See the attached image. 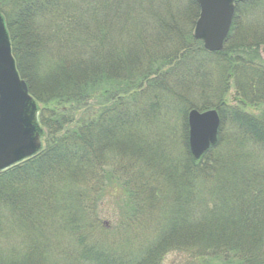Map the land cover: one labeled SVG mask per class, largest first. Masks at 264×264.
<instances>
[{"label": "trees", "instance_id": "1", "mask_svg": "<svg viewBox=\"0 0 264 264\" xmlns=\"http://www.w3.org/2000/svg\"><path fill=\"white\" fill-rule=\"evenodd\" d=\"M0 1V13L13 28L9 33L18 71L31 95L45 105L39 120L46 130V145L40 154L0 173L2 209L13 211L21 220L22 207L30 203V225L42 234L50 232L46 226L53 219L67 221L78 240L73 250L82 253L85 263L264 264V110L259 117L234 112L231 139L236 151L226 165L219 156V144L200 160L194 159L187 118L193 108H213L208 93L224 101L232 80L242 104L264 107V58L260 52L264 28L250 27L255 14L264 16V0L244 3L249 12L248 29L255 35L250 39L242 36L238 44L234 39L238 38L236 20L244 13L239 11L241 4L236 6L230 36L219 53H208L194 38L200 15L197 0L167 1L163 20L150 19L144 10L163 12L164 4L150 5L148 0ZM185 2L188 12L195 14L188 32L182 14ZM158 41L173 50L165 56L153 55L152 65L142 70V56L136 47L141 42L154 46ZM190 47L196 50L192 59L201 56V64H213L220 74L217 81L212 80L211 66L212 70L204 66L195 70L198 65L193 61L188 62V76L171 75L176 66L184 64L185 48ZM22 54H30L32 60L26 63V70L19 60ZM166 75L172 76L169 82L175 76L170 86L176 97L171 100V93L164 96L162 92ZM145 81L154 94L151 88L161 89H156L161 97L159 116H152V100L140 110ZM184 87L196 95L207 93L198 107L183 97ZM223 106L222 102L215 108L221 112ZM174 124L184 127L182 146L186 153L182 163L173 157ZM148 149L152 156L142 155ZM152 176L161 186L155 185ZM115 181L120 187L113 185ZM88 182L95 187L90 197L84 191ZM148 189L153 191L150 196ZM105 195L117 202L123 232L142 217L146 206L158 209L161 219L146 229L145 237L151 233L152 237L143 241L139 253L122 254L107 248L87 251L86 238L101 232L96 223L101 219L104 201L100 199ZM53 206L56 210L61 207L60 211H52ZM75 206L90 215V221H77ZM2 216L0 212V226L5 230ZM2 245L0 242V253ZM32 259L27 255L23 260ZM3 261L0 254V264H5Z\"/></svg>", "mask_w": 264, "mask_h": 264}, {"label": "rangeland", "instance_id": "2", "mask_svg": "<svg viewBox=\"0 0 264 264\" xmlns=\"http://www.w3.org/2000/svg\"><path fill=\"white\" fill-rule=\"evenodd\" d=\"M167 1L169 2V0H148L147 3L152 5L155 2H158L160 4H164V8H163V12L161 10H157L154 9H145L144 12L148 13V17L150 19H154V20H158V19H162V16H167V6L165 4L167 3ZM249 0H247L246 2V6H247V2ZM146 3V5H147ZM244 3H241V5L239 6V11H243L244 14H240V17L237 18L236 22H237V32L238 35H236L238 38L235 41V44L241 43V38H243L242 36L249 38V37H253L255 34L253 32V29H248V14L249 12L246 11V6L244 5ZM249 3V2H248ZM1 4V1H0ZM261 5L264 7V1L261 3ZM186 2L184 4V8L182 9L185 14L186 17H184L185 19V24H186V31H190V29L192 28L191 25L194 22V18L195 17L193 11H190L188 8V10L186 9ZM1 14V13H0ZM2 15V14H1ZM5 21V25L10 37V41H11V36H10V30L13 28H10V23L9 21L6 19V17H4V15H2ZM255 20L254 22L250 25V27L252 28H256L258 26H261L262 28H264V16H260L259 14H255ZM165 18V17H164ZM163 20V19H162ZM10 32V33H9ZM22 33V31H21ZM138 33V32H137ZM139 37H141L140 34H138ZM19 38L20 35L18 36ZM250 39V38H249ZM246 42V41H245ZM12 45V43H11ZM166 45H164L161 41H158L154 46H151L149 43H144L141 42L137 47H136V52L138 54H140L142 56V63H143V69H146L148 66L152 65L153 63V58H151L153 55L158 54L160 55L159 57H161V55H166L169 54L171 50H173L172 48H167L164 47ZM238 46V45H237ZM20 48V45L19 47ZM263 48L261 47V54L263 56ZM24 49V48H23ZM186 52L183 55L184 59V64L182 66H176V70L171 74H177L175 75L177 78H183L184 76L187 75L188 71H187V66L189 65L190 61H193L196 65L198 66H194L195 70L201 69L200 66H204L207 67L208 70H212L213 72L211 73V78L212 80H218V78L220 77V74H218V72L214 71V66L213 64L210 63V66L201 64L200 61L202 59L201 56H194V58L192 59L193 55H196L195 53V49L193 48H185ZM177 52L180 54V50L176 49ZM13 52V51H12ZM176 53V54H178ZM184 53V52H183ZM178 54V56L180 57V55ZM182 57V56H181ZM156 58V57H155ZM19 60L20 62H23V68L26 70V63H30L32 60H30V54H26V56H24V54L19 55ZM16 61V60H15ZM189 62V63H188ZM18 63V62H17ZM16 63L17 66V70H18V65ZM147 64V65H146ZM182 67H184L186 69L185 72H183ZM195 70H192V74H195ZM20 71V70H19ZM18 71V73H19ZM20 77L22 80H24L21 76V74L19 73ZM196 75V74H195ZM175 76L171 79V81L175 80ZM188 76V75H187ZM222 76V75H221ZM168 75L164 76V78H167ZM172 76H169L165 82L163 84H165V88L164 90H162V92H164V96L166 93H171V92H175V90H173V88H171L170 86V82L168 81ZM155 78L150 79L149 81H152ZM38 83H43L42 79L38 78L36 79ZM25 81V80H24ZM179 80H177L178 82ZM187 81V80H186ZM26 82V81H25ZM233 80L231 81V84L228 85L227 88V94H226V98L224 97V101H218L216 99H213V96L211 94H207L206 92H203L201 95H196L197 92H195L192 89H189L187 87H184L182 95L183 97L190 103H193V105H195L196 107L199 106V104H201L200 102H202L201 97L204 96V94H207L209 96L210 99V104L212 105V109H208L206 111H210V110H215L218 112L219 118H220V128H219V133H218V141L216 143L215 146H217L219 144V146L221 145V150L219 152V156L222 159V162L224 165H226V160L227 162H229L232 159V156H235V151H236V147L235 144H232V135L234 134L233 130H235L234 128V121L233 119H235L234 117V112H241V113H246L249 114L251 116H255V117H259L258 115L264 110L263 105H245L242 104L240 101L239 96L237 95V91L234 89V85H233ZM180 84L186 85L185 84V80H180ZM169 86V89L168 87ZM125 87V84H124ZM143 87H145V89L142 91L141 90L138 92L141 93L140 99H139V106H140V110L142 108H145L146 105L148 104V102L151 101V105H154V112L152 114V116H154L155 114L158 113L157 116L160 115V111L162 109L161 106V97L159 96V92L156 91V89H158L159 91L161 89L154 87L151 89H155V94L153 92V90H150L149 86H148V82L145 81L143 83ZM167 87V88H166ZM201 91V90H200ZM30 92V90H29ZM185 92V94H184ZM119 94V93H117ZM199 94V92H198ZM264 94V93H263ZM31 95V92H30ZM196 95V96H195ZM33 98L34 96L31 95ZM176 95H173L172 93L169 94V98L171 100V98H175ZM168 98V97H167ZM147 99V101H145ZM264 99V98H263ZM34 100L36 101V99L34 98ZM190 100V101H189ZM39 101V100H38ZM102 102V101H101ZM225 103V106L222 107L221 112L219 110H217L215 107H217L220 103ZM38 110H39V114H38V119L40 116V113L42 112V110L45 108L42 104H39L36 101ZM252 105V106H251ZM105 106L102 105L100 106V108H104ZM97 110H99V107L96 108ZM193 110H197L201 113L206 112V111H200L197 108H193L188 112V116L189 113ZM224 116V118H222L221 114ZM179 114V111H178ZM181 115V112H180ZM187 116V118H188ZM178 118V117H177ZM236 120V119H235ZM39 124H40V120H39ZM41 126V124H40ZM174 126H176V130H177V135L174 137V139H172V143L175 147L174 149V153H173V157L176 161L178 162H184V157L183 155H185L186 151H183V146H182V140L184 137V127L182 128L181 125H176L174 124ZM41 128L44 131V137H43V148H45L46 145V130L41 126ZM152 128V127H151ZM156 128V127H155ZM223 130V131H222ZM219 142V143H218ZM226 143H228L229 145L226 146ZM212 146L211 148L215 147ZM210 148V149H211ZM209 149V150H210ZM208 150V151H209ZM155 151V150H154ZM207 151V152H208ZM151 152H153V150H151ZM191 152V150H190ZM206 152V153H207ZM205 153V154H206ZM192 154V153H191ZM142 155H146V156H152L150 153V150H144ZM204 156V155H203ZM261 156V155H260ZM262 157V156H261ZM235 159V158H234ZM255 162L257 161L256 157H253ZM239 160V159H238ZM250 161H252L250 159ZM231 162V161H230ZM229 162V163H230ZM236 165V164H235ZM259 165V163H258ZM257 165V166H258ZM241 166V165H240ZM237 168L238 170H240V167ZM150 170H154V169H150ZM177 172L180 173V171L177 168ZM230 174H238V171H229ZM155 177H157L156 173H155ZM154 176H152L151 179H153L152 181L156 182L155 185L157 186H161L158 182L157 179ZM155 178V179H154ZM120 182V181H119ZM91 183H87V185L85 186V193H87V196L90 197V195H94V193L92 192L91 188H95L93 185H90ZM124 181H123V187H124ZM113 185H117L118 187H120V185H118V181L113 182ZM133 185H136V183H133ZM113 191V190H111ZM116 191V190H115ZM152 190L148 189L147 190V196H150V194H152ZM143 198H141L142 201ZM100 200L104 201L103 204H101L100 206H102V208L100 210H102L100 212V216L101 219L99 221V223H96L97 225L100 224L101 227V232L99 234H95L94 237L92 236V238H89V240L86 238V245H87V251H89V249H95V250H102L103 249H113V250H118L119 253L124 254L125 252L127 253H139L141 251V246L143 245V241L146 240V238H150L152 237V233L150 235H148L147 237H145L147 235L144 234L146 229L150 228L151 225H155L156 222H158L159 219H161V215L157 214V210H155L153 207H149L146 206L148 209H145V213H143L140 217V219L136 220L133 222L130 226H128V229L126 231H122V227L119 226L120 221H121V211H119L118 206L115 204L117 202H111V200L108 199V197L103 196ZM146 200V199H144ZM75 205V204H74ZM30 207L31 204L30 203H25L24 207H22L21 209V213L19 215V217L21 220H19L18 214L17 217H15V213L13 211H8L6 209H2L0 207V212L3 214V226H5V230H3L2 226H0V238H4L5 240L0 241L3 245H2V254L4 257V263L5 264H90V263H85L81 261V257H82V253H79L76 250H73L75 247V243H78L77 237L76 236H72V233L70 230H72L70 224L66 221L64 223L61 222V219L56 218L53 219L54 221L49 222L48 229L50 232L48 234H42V230L39 231V229H36L34 226L32 227L31 224V220L27 217V215H29L30 212ZM121 208H124L123 206L120 205ZM61 207L57 208L58 210H56L55 206L51 207L52 211H60ZM74 208H77V206H75ZM19 211V210H18ZM77 212H75V218L77 221H79L80 223L86 224V221H90V215L87 217L86 214L81 210H79L78 208L76 209ZM20 212V211H19ZM33 214H38V212L33 211ZM121 217V218H120ZM124 219L126 218L125 216H123ZM137 221V222H136ZM129 223V222H127ZM8 228V229H7ZM3 230V231H2ZM213 235V232L208 234V236ZM148 239V240H150ZM5 241V242H4ZM4 242V243H3ZM141 244V245H140ZM71 249L73 251H71ZM26 257L27 255H30L33 259L32 260H23L24 257ZM16 257V258H15ZM15 258V259H14ZM18 261V262H17ZM3 264V263H2Z\"/></svg>", "mask_w": 264, "mask_h": 264}, {"label": "water", "instance_id": "3", "mask_svg": "<svg viewBox=\"0 0 264 264\" xmlns=\"http://www.w3.org/2000/svg\"><path fill=\"white\" fill-rule=\"evenodd\" d=\"M247 0H198L200 18L194 37L208 52H220L229 37L236 4ZM39 110L21 79L10 37L0 15V173L30 160L43 151L44 131ZM189 146L195 160L218 141L220 118L215 110H193L188 116Z\"/></svg>", "mask_w": 264, "mask_h": 264}, {"label": "flooded vegetation", "instance_id": "4", "mask_svg": "<svg viewBox=\"0 0 264 264\" xmlns=\"http://www.w3.org/2000/svg\"><path fill=\"white\" fill-rule=\"evenodd\" d=\"M226 44H227V41H226ZM226 44L224 45V49H225Z\"/></svg>", "mask_w": 264, "mask_h": 264}]
</instances>
